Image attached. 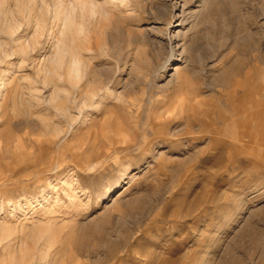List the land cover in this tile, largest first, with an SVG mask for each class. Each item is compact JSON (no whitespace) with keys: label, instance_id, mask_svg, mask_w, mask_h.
Instances as JSON below:
<instances>
[{"label":"rangeland","instance_id":"1","mask_svg":"<svg viewBox=\"0 0 264 264\" xmlns=\"http://www.w3.org/2000/svg\"><path fill=\"white\" fill-rule=\"evenodd\" d=\"M0 264H264V0H0Z\"/></svg>","mask_w":264,"mask_h":264},{"label":"bare ground","instance_id":"2","mask_svg":"<svg viewBox=\"0 0 264 264\" xmlns=\"http://www.w3.org/2000/svg\"><path fill=\"white\" fill-rule=\"evenodd\" d=\"M62 1V0H61ZM58 2H60V1H58ZM58 2H56V3H58ZM77 2H79V1H77ZM74 3V2H73ZM80 3V5H81V7H82V9H85L84 8V6H87V4L85 3L84 4V1L81 3V2H79ZM58 4H60V3H58ZM58 4H57V6H56V8H58ZM73 5V4H72ZM69 6L70 7V9H68L69 7H67L66 9H62L61 11L63 12V13H61L60 14V17H59V13H58V17L59 18H61V16H62V18L61 19H63V21H62V23H63V25H64V28L66 29V30H74L75 32H77V33H82V31H83V29H84V26H83V23L81 22V21H76L75 19H76V16L74 15L75 13H74V6ZM79 5V4H78ZM89 5V4H88ZM60 6V5H59ZM62 6V5H61ZM61 6H60V8H61ZM80 7V8H81ZM88 7V6H87ZM90 7V6H89ZM65 8V7H64ZM89 9V12L90 13H92V14H94V12H93V10H94V8L92 9V7L91 8H88ZM58 12H60L59 11V8H58V10H57ZM57 15V14H56ZM41 24V23H40ZM39 25V24H38ZM37 25V26H38ZM10 28V27H9ZM40 28V27H39ZM64 28L62 29V30H64ZM41 30V29H40ZM61 30V31H62ZM10 31V30H9ZM39 33V32H38ZM63 33V32H62ZM59 41H60V39H58ZM58 41V43H60ZM62 42V41H61ZM63 43V42H62ZM62 43H61V45H62ZM64 44V43H63ZM61 45L59 44L58 46L56 45V51H55V53H54V55L52 56V58H50L51 59V66L52 67H54L53 69L55 70V69H59L61 66H62V63H63V57H64V55L66 54L65 53V45H64V48H63V45H62V47H61ZM69 65H68V67H67V74H68V77L70 78V79H72V80H74V82H75V84H76V86H78L79 85V87H80V83H81V81H82V79L84 78V73H83V69H82V65H81V62L77 59V57H75V56H71V58H70V61H69V63H68ZM59 77V76H58ZM88 84V83H87ZM90 85V83L88 84V86ZM89 88H90V91H89V95H93L94 96V93L97 91H95L94 89H92V87H91V85L89 86ZM80 89V92L83 90V89H81V88H78V90ZM96 94V93H95ZM89 95L87 94V98L88 99H90V97H89ZM92 98V97H91ZM82 103V102H81ZM84 104V103H83ZM79 108H80V106H79Z\"/></svg>","mask_w":264,"mask_h":264},{"label":"snow or ice","instance_id":"3","mask_svg":"<svg viewBox=\"0 0 264 264\" xmlns=\"http://www.w3.org/2000/svg\"><path fill=\"white\" fill-rule=\"evenodd\" d=\"M234 3H236L239 7L243 8L245 6L246 0H234ZM177 10H179V9H177ZM43 54H44V49H41L37 53V55H43ZM96 103L99 105H105V104L109 103L108 97L106 95H101L96 99ZM91 114L95 115L96 113L92 112ZM184 143L187 144L188 142L185 141ZM194 146H196V145H194ZM177 147H179L181 149V152L180 153H174V154H182L184 151H190L191 150V148L185 149L183 147V145H178ZM124 163L127 164L128 162L125 161ZM96 175H97L96 172H92V173L86 175L85 177H83V180L85 182H87L89 180H92L93 182H95Z\"/></svg>","mask_w":264,"mask_h":264}]
</instances>
